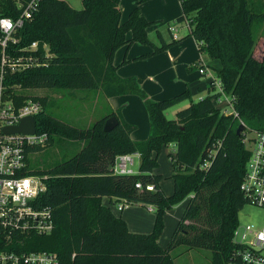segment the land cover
<instances>
[{
  "label": "trees",
  "instance_id": "1",
  "mask_svg": "<svg viewBox=\"0 0 264 264\" xmlns=\"http://www.w3.org/2000/svg\"><path fill=\"white\" fill-rule=\"evenodd\" d=\"M29 1L0 0V18L17 19L23 10L20 3ZM146 1L138 0L122 22L120 0H82L80 9L68 0H39L32 18L15 34L18 42L9 43L8 52L18 49L21 53L38 41L41 58L47 43L52 54L47 66L7 72L3 80L7 94L18 103L29 97L43 103L36 116L37 128L49 135L45 145L28 148L27 160L35 173L44 176L47 189L37 203L53 208L54 229L48 235H30L21 248L56 252L62 264H176L172 251L184 245L210 250L211 264H242L243 244L235 236L239 213L249 203L241 184L251 152L243 142L244 131H237L241 120L248 128L264 131V0H180L183 13L177 20L189 22L190 35L205 59L221 62L213 70L233 98L239 117L221 112L211 93L195 101L187 88L155 100L135 76L118 74L114 57L121 46L152 45L154 50L144 55L150 56L176 42L162 39L158 46L150 39L148 28L154 21L140 10ZM258 53L261 59L255 58ZM1 58L0 45V64ZM37 88L101 91L107 97L138 95L149 114V136L133 140L136 126L125 120L121 109L88 127L77 126L47 110L53 104L48 95L24 94ZM185 100L190 105L169 119L165 111ZM111 117L117 124L106 130ZM55 141L66 143L72 155L47 169L32 167L29 154ZM76 144L79 150L74 153ZM170 144L177 149L172 160L174 190L167 195L161 187L158 158ZM214 151L211 166L201 169ZM134 152L141 155L139 172L114 173L116 156ZM148 184L155 189H147ZM105 197L110 201L105 203ZM111 198L153 206V230L131 231L114 212L117 203ZM183 200H187L186 209L163 247L159 238L164 215Z\"/></svg>",
  "mask_w": 264,
  "mask_h": 264
},
{
  "label": "built area",
  "instance_id": "2",
  "mask_svg": "<svg viewBox=\"0 0 264 264\" xmlns=\"http://www.w3.org/2000/svg\"><path fill=\"white\" fill-rule=\"evenodd\" d=\"M38 3L39 0H30L27 4L20 3L23 10L17 19L0 18L2 53L0 64V264H62L56 252L26 251L21 248L30 235H48L54 229L53 208L40 206L37 203L39 196L47 189L44 176L35 173L27 160L28 148L45 145L49 140V135L47 132L38 131L37 120L36 131L33 134L6 133L4 131L5 127L18 125L24 117L32 116L36 119V116L43 110V103L32 97L23 103H18L14 97L7 94L6 86L3 83L7 72L43 67L49 63L48 59L52 54L47 43L43 45L44 58H41L38 53L40 48L38 41L24 47L21 53L18 49L11 52L7 50L10 42H18L15 34L26 20L32 18ZM5 21L10 22L11 27L2 23ZM170 28L175 29L173 26ZM198 64L200 73L211 79V94L214 99L226 100L223 113L239 117L233 98L226 94L221 78L209 68L203 53ZM229 106L232 107L231 111L227 110ZM241 123L245 124L242 120ZM248 135L244 132L243 142L251 152V156L247 162L241 190L249 203L264 207V131L257 130L254 136ZM214 156L215 151L200 164V168L208 169ZM135 158L141 160L140 153L116 156L113 166L114 173H138L139 170L133 168ZM142 186L141 182L137 183V187L141 188ZM146 187L149 190L155 189L154 184H148ZM124 203L126 202L117 203L116 208L124 209ZM244 230L251 236L249 240L238 241L235 236L236 241L243 244L239 251L241 263L264 264V225L256 227L249 224Z\"/></svg>",
  "mask_w": 264,
  "mask_h": 264
},
{
  "label": "rangeland",
  "instance_id": "3",
  "mask_svg": "<svg viewBox=\"0 0 264 264\" xmlns=\"http://www.w3.org/2000/svg\"><path fill=\"white\" fill-rule=\"evenodd\" d=\"M68 1L73 7L79 9L82 8V0H68ZM153 1L155 3V8L153 9L152 14L155 17H161L160 18L161 21L159 22L154 21L153 24L150 25L149 32L152 36L151 38H153L154 40L158 39L157 29L159 30L161 29V32L163 33L165 38L167 40H172V35L169 31V25L174 24L173 22L175 21L177 15L174 18H169V17L170 15L174 14V12H176L177 10H180L181 13V5L179 4V0H153ZM258 43H260V38ZM176 44L179 45V49L181 50V52H179L176 55L172 54L173 57L177 58V61H175V65L179 63V59H178L179 54H183L184 55L183 59H187V60L192 57L193 58L197 57L198 51L196 47V40L192 36H188L184 38L182 41L177 42ZM145 47H153V46L149 44H143L140 42H134L133 44L130 45L129 49H127L126 46H121L115 53L114 59L119 53H122L121 54V58H122L123 56H127V54H129L132 50L134 51L146 50ZM255 58L261 59L260 53H258L255 56ZM153 61L155 60H151L149 62H144V63L135 62V64L130 66V69L140 71L144 77L153 76V74L151 73V69H153L154 66ZM154 79L158 81V77L156 78L154 77ZM92 92L94 91H86V90L74 91V90L54 89V88H37V89L24 90V94L26 95H41V96L48 95L51 99V103L53 101V104L52 105L50 104L47 109L50 113L54 114L55 116L63 120L70 121L73 124L81 127H88L92 122V121L90 122L92 116H95L94 118H96L98 114L104 113L106 110L104 100H101L100 104L99 103L95 104L93 101L94 98L89 99V96ZM99 92L102 93L101 91ZM146 93L148 94V92ZM160 96L161 95L156 96L155 98L153 97L151 98L155 100H159V99L161 100L162 98ZM214 101L216 103V106L221 109V112H223L226 107L225 106L226 100L222 99L221 101H218L214 99ZM144 103L145 102L143 101L142 97L138 95H134L128 105L129 107H131L130 110L134 113V116L136 118L134 124L137 127L131 138L137 141L143 140L140 138L142 136L143 137L145 136L149 128L148 117L145 108L146 105ZM183 107L185 108L183 104L178 103L177 105L167 109L165 111V114L169 119H175L177 110L180 108L183 109ZM227 110L231 111L232 107L231 106L227 107ZM96 120H98V118ZM256 131L257 130L255 129L248 128L247 125H246V129L244 130L246 134H249L248 136H254ZM78 146L79 144H76L74 153L79 150ZM169 154H171V156ZM71 155L72 153L69 151L68 145L66 143L55 141L53 144L45 147L42 151L30 153L29 160L32 167L37 169H45V168L47 169L53 167L58 163L63 162ZM175 155H176L175 148L171 146L169 148H164L158 158V162H159L158 171L162 175L161 187L165 192V194L167 195H171L174 190V180L172 178V174L174 170H173L172 160L175 157ZM133 168L135 170H138L139 168L138 158H135V164ZM124 204L125 206L123 211L122 210L120 211V213L123 214V218L125 215H129L131 222L150 223L152 224V229H153L155 222L154 221L155 213L149 210L150 205L142 206L137 203H124ZM186 206H187V202L186 200H183L173 205L172 208L167 210L166 214L164 215L163 231L159 238V243L163 247H166L168 245L171 236L175 230V227L186 209ZM249 224H253L256 227H261L264 225V207L247 203L245 207L240 211L239 228L236 233V238L238 241H246L251 238V236L245 233L244 230L245 227ZM172 255L175 257L176 264H211L212 252L208 249H202V248L188 249L186 246L182 245L176 247L172 251Z\"/></svg>",
  "mask_w": 264,
  "mask_h": 264
},
{
  "label": "crops",
  "instance_id": "4",
  "mask_svg": "<svg viewBox=\"0 0 264 264\" xmlns=\"http://www.w3.org/2000/svg\"><path fill=\"white\" fill-rule=\"evenodd\" d=\"M137 3L138 0H120L122 22L127 20L129 13L134 7H136ZM179 4L181 5L180 0H179ZM140 8L142 14L148 20L155 22L161 21L160 20L161 17H155L152 14L153 9L155 8V3L153 0H149L147 2L140 4ZM178 13H180V10H177L176 12H174V14L170 15L169 17V18H174L177 15L175 21L173 22L174 24L169 25V31L172 35V40H167L163 35V33L161 32V29L160 30L157 29L158 39L154 40L153 38H151L152 36L149 32L150 26L148 28V33L150 35V38L156 45L160 46L162 44V39L167 43H171L173 40H175L176 42L174 44L169 46L166 50L156 54H152L150 56H144V55L151 53L154 50L153 47H145L146 50H137V51L132 50L129 54H127V56H123L122 58H121L122 53H119L114 59V63L115 65H117V72L121 77L135 76L138 82L140 83V85L142 86V88H144L146 92H148L149 94L148 96L150 98L151 97L155 98L156 96L159 95H161L160 97L162 99L169 98L189 88L192 92V98L195 101H197L212 93L211 84H210L211 79L207 75L201 74L200 71L198 70V67L196 66V64L198 63L199 59L202 56L197 41H196V47L198 51L197 57L194 58L192 57L187 60V59H183L184 58L183 54H179L178 55L179 63L175 65V61H177V58L173 57L172 54L176 55L179 52H181V50L179 49V45L176 43L182 41L184 38L188 36H191L190 35L191 27L189 25V22L187 20H183V21L177 20V18L183 13L182 6H181V13L180 14ZM171 26H173L175 29H171L170 28ZM126 47L127 49H129L130 46H126ZM263 47H264V43H263ZM151 60H155L153 61L154 64L153 69H151V73L153 74V76L144 77L140 71L130 69V66L135 64V62L144 63V62H149ZM205 60L210 69H213V67L221 66V62L219 60H208V59ZM126 61L128 64L126 63ZM154 77L155 78L158 77V81H156ZM134 95L135 94H125V95L107 97L103 93H100L99 91L92 92L89 96V99L94 98L93 101L95 104L98 103L100 104L101 100H104L106 110L104 113L98 114L96 118H94L95 116H92V119H90V122L92 121L90 125L93 124L97 118L98 119L102 118L107 114H109L110 111L117 109L122 110L123 117L125 118L126 121L134 124L136 118L134 116V113L130 110L131 107L128 106ZM187 101L189 100H185L181 102V104H183L185 108L190 105V102ZM181 109L182 108L178 109L177 112ZM146 112L148 117L149 128L145 136L144 137L142 136L143 138L142 137L140 138L143 140L147 139L150 133V119L147 108H146ZM135 130L131 133V136L133 135ZM171 146L175 148V152H176L177 149L176 145L170 144L169 147ZM140 161L141 160L139 159V166H140ZM111 200L114 203L124 202V200H119L117 198H111ZM108 201H110V198L105 197L104 202L107 203ZM137 204L146 206L141 203H137ZM113 210L116 214L121 215L123 217V214L120 213L121 210H118L116 207L113 208ZM149 210L154 213V209L151 205L149 206ZM124 219L127 221L129 229L133 232L148 233L153 230L152 224L150 223L131 222L129 215H125Z\"/></svg>",
  "mask_w": 264,
  "mask_h": 264
},
{
  "label": "water",
  "instance_id": "5",
  "mask_svg": "<svg viewBox=\"0 0 264 264\" xmlns=\"http://www.w3.org/2000/svg\"><path fill=\"white\" fill-rule=\"evenodd\" d=\"M116 124H117V119L115 117H111L106 121L105 129L111 130ZM245 129H246V125L240 123L237 132L240 134ZM4 131L6 133L33 134L36 131V119L32 116L24 117L18 125L5 127Z\"/></svg>",
  "mask_w": 264,
  "mask_h": 264
},
{
  "label": "clouds",
  "instance_id": "6",
  "mask_svg": "<svg viewBox=\"0 0 264 264\" xmlns=\"http://www.w3.org/2000/svg\"><path fill=\"white\" fill-rule=\"evenodd\" d=\"M2 23L8 24V26L11 27L10 22L5 21V22H2Z\"/></svg>",
  "mask_w": 264,
  "mask_h": 264
}]
</instances>
